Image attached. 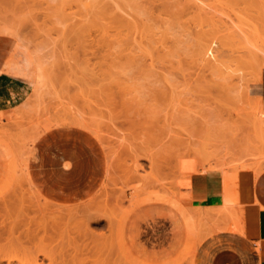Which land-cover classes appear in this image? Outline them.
<instances>
[{"label": "rangeland", "instance_id": "1", "mask_svg": "<svg viewBox=\"0 0 264 264\" xmlns=\"http://www.w3.org/2000/svg\"><path fill=\"white\" fill-rule=\"evenodd\" d=\"M193 1L0 0V73L11 76L10 63L24 55L35 70L27 93L17 89L0 110V195L8 197L0 196L3 246L9 244L7 226L18 222L13 237L29 233L18 237L30 238L24 249L34 252L36 240L47 239L37 225L48 224L43 208L49 206L78 210L74 221L87 223L86 243L112 245L115 261L120 255L132 256L133 264H189L204 241L209 258L192 264H254L228 243L229 228L217 226L227 211L205 210L190 228L171 201H183V179L203 156L223 162L227 183L241 163L264 167V71L256 75L257 62L245 57L264 45V0H200L213 12L206 20L195 17ZM114 14L132 25L114 26ZM195 22L208 32L194 34ZM231 28L245 31L240 42L227 36ZM143 29L153 32L154 51L166 45L158 57L152 52V63L148 52L140 57L136 48L105 46ZM209 36L215 58L200 62L197 45ZM68 133L91 144L81 136L49 144ZM63 159L64 167L53 170ZM18 204L35 211L23 210L22 217ZM9 210L8 218L16 210L22 216L8 224ZM22 253L8 260H24ZM8 256L1 249L0 258Z\"/></svg>", "mask_w": 264, "mask_h": 264}, {"label": "bare ground", "instance_id": "2", "mask_svg": "<svg viewBox=\"0 0 264 264\" xmlns=\"http://www.w3.org/2000/svg\"><path fill=\"white\" fill-rule=\"evenodd\" d=\"M203 2H204V0H202ZM202 1H200V0H197V1H193L192 3H193V5H194V15H195V17H199V16H201V15H203L204 16V18H202V19H204V20H206L205 18L210 14V12H209V10L207 9L206 10V8H205V6H207V8H210L208 5H205V4H207V3H205L204 5H202L203 3H202ZM209 4V3H208ZM261 7V6H260ZM89 8H91V7H89ZM95 8H97L96 6H95ZM99 8V7H98ZM211 9H212V7H211ZM210 9V10H211ZM95 11V10H94ZM105 11V10H104ZM212 12V11H211ZM101 13V12H100ZM102 13H104V12H102ZM211 14H213V12L211 13ZM211 14H210V17L212 18V16H211ZM111 18V21H112V23L114 24V26H115V21H116V23H119V24H122V25H124V24H126V26H131L132 24H131V22L128 20V18H127V20H125V18H118L117 16H115V14L112 16V17H110ZM261 18V17H260ZM208 19V18H207ZM257 19V18H256ZM201 20V19H200ZM212 20V19H211ZM129 21V22H128ZM197 21V20H196ZM213 21V20H212ZM79 22V21H78ZM203 22V21H202ZM206 22H208V21H206ZM196 23V22H195ZM213 23V22H212ZM211 23V24H212ZM215 23V22H214ZM214 23L212 24L213 26H215V27H217L218 25H214ZM78 24V23H77ZM206 24V23H205ZM233 24H235V23H233ZM203 25V24H202ZM225 25V24H224ZM228 25V24H227ZM88 26V25H87ZM89 26H91V24L89 25ZM121 26V25H120ZM229 26V25H228ZM232 26V25H231ZM240 26V25H239ZM238 26V27H239ZM74 26H72L71 28H73ZM92 27V26H91ZM90 27V28H91ZM93 27H94V25H93ZM195 28H197V31H194L193 29V31H194V34H195V32H198V31H200V28L202 29H205L206 31H207V26L205 27H200L199 28V25H198V27H197V23H196V26H194ZM219 27V26H218ZM224 28H225V26H223ZM247 28H249V27H247ZM136 29V28H135ZM219 30L221 29L220 27L218 28ZM217 28H215V30L216 31H214L215 32V34H216V32H218L217 30H218ZM223 29V28H222ZM228 29V28H227ZM238 29V31H234V29L232 30V28H231V30H229L230 32H233V33H231V34H229V31L228 30H226L225 29V31H228V33H226V34H229V35H227V36H231V38L233 37L234 39H238L239 40V42H240V39L242 38V36H241V33L243 32V33H245V31H242V29L241 28H237ZM71 30V29H70ZM196 30V29H195ZM212 30V29H211ZM75 31V30H74ZM150 31V32H149ZM242 31V32H241ZM257 31V30H256ZM84 33L86 32V31H83ZM83 32H81V33H83ZM208 32V31H207ZM209 32H211V33H209V34H213V32L212 31H209ZM224 31L222 30V34H224L223 33ZM200 33V32H199ZM206 33V32H205ZM205 33H202L201 35H205ZM219 33V32H218ZM217 33V34H218ZM254 33V32H253ZM137 35V36H133V35ZM193 34V35H194ZM207 34V33H206ZM216 34V35H217ZM201 35H199L198 37H200L201 38ZM215 35V36H216ZM219 35V34H218ZM221 35V34H220ZM244 35V34H243ZM208 36V35H207ZM224 36V35H223ZM197 37V36H196ZM214 37V36H213ZM213 37H211L210 38V36H209V39H208V37L206 38V40L204 41V43H202V44H198L197 45V56H198V59L200 60V62L202 61H204V62H212L213 61V59L215 58L214 56H213V51H212V49H211V43L213 42ZM225 37V36H224ZM219 38H222V37H220L219 36ZM227 38V37H226ZM229 38V37H228ZM244 38V37H243ZM203 39H205V36L203 37ZM230 39V38H229ZM157 40V39H156ZM195 41V40H194ZM243 42L245 41V40H242ZM154 42H155V38H153V32L151 31V30H148V29H143V30H139V31H133L129 36H126L125 38H122V39H119V40H114V41H109V42H106V45L105 46H107V47H109V49L110 48H113L114 46H124V51H126V50H131L130 48H136L137 49V51H140V53L139 52H135V53H139V54H137V55H139L140 57L142 56V54L145 56V53L147 54V52H148V54L146 55V56H148V57H150V56H152V58H150V60H151V63H152V61L154 60L153 58V55H151V54H154L155 52H157V53H155L154 54V56L156 55V54H160V52L162 51V50H164L165 48H166V45L164 46L163 44L164 43H161L160 42V40H159V43H161L160 45V48L162 49V50H160V48L159 47H155V51H154ZM197 42H198V40L195 42L196 44H197ZM157 43V42H156ZM242 43V42H241ZM152 44H153V46H152ZM262 44H264V42H262ZM163 45V46H162ZM257 45V44H256ZM255 45V46H256ZM240 46V45H239ZM149 48L150 49H152V51H150L149 50ZM158 48V49H157ZM164 48V49H163ZM261 48V49H260ZM262 48H264V45H260V46H258L257 45V49L256 48H254V50H249V51H247L248 53L245 55V57L246 58H249V60H250V58H251V60L253 59L255 62H257V65H256V75H259L262 71H264V49H262ZM139 49V50H138ZM149 51H148V50ZM256 49V50H255ZM147 50V51H146ZM157 50V51H156ZM160 51V52H159ZM133 52H134V50H133ZM152 52H154V53H152ZM240 52H241V50H240ZM243 53V52H242ZM18 54V53H17ZM141 54V55H140ZM164 54H166V52L164 53ZM158 55H156L157 57H158ZM240 55V54H239ZM20 56V55H19ZM130 57V58H129ZM128 58L131 60L132 59V61H135L136 59H133L131 56H129ZM210 57L212 58V60L210 59ZM240 56H238V58H239ZM240 59V58H239ZM137 61H139L138 59H137ZM146 61V60H145ZM149 60H147L146 62H148ZM150 62V61H149ZM149 64V65H152V64ZM249 64V63H248ZM32 64H31V60H30V58H29V56L28 55H24V56H22L19 60L17 59V61H14V62H11L10 63V65H9V68L11 69H14V73L11 75V77H13V78H16V79H19V80H22V81H25V82H29V83H33V77H34V68L31 66ZM87 71L89 72V70H88V68H87ZM87 71H85V73L87 72ZM82 74V73H81ZM89 76L91 77V75H90V73H89ZM85 81H87V80H85ZM9 147V146H8ZM9 149V148H8ZM206 151V150H205ZM207 152V151H206ZM199 156V155H198ZM200 157V156H199ZM208 159V158H207ZM207 159H206V157L205 156H203L199 161H198V167H197V169L195 170V171H193V172H191V175H190V177L189 176H187V177H185V179H183V185H182V189H183V201L182 202H179V201H171L172 202V204L174 205V207L176 208V209H178V212H179V214H180V216L183 218V220L185 221V224L188 226V227H192V225H193V223L195 222V220H196V217L198 216V217H204L203 215V211L200 209H192L191 208V206H190V203H189V189H188V186H189V182H190V180H191V178L193 177V176H220V177H222L223 178V180L224 181H228V179H226V176H225V174H224V171H223V165H222V163L223 162H221V161H218V162H213V163H209L210 161H207ZM27 159H24V161H23V163H22V169L24 170V176L26 177V179H28V178H30V177H32V174H31V172L30 171H28L27 170V167H28V165H27ZM221 162V163H220ZM260 163V162H259ZM262 164H264V162H262ZM259 164H256V165H248L247 163H241V168L242 169H251V170H254V172L256 173V174H258V173H260V172H262V171H264V167H262V166H258ZM225 167V166H224ZM228 170V169H227ZM241 170V169H240ZM236 174H237V172H236ZM236 174L234 173V177L233 176H231V177H229L230 179L233 177V179H232V182H230L229 181V183L231 184V186H232V184L234 185V179H235V177H236ZM229 179V180H230ZM30 181V180H29ZM248 181V180H247ZM226 184V183H225ZM243 184V183H242ZM227 185L228 184H226V191H227V193H229L228 192V190H229V186L227 187ZM230 186V187H231ZM235 186V185H234ZM233 187V186H232ZM23 190V189H22ZM24 191V190H23ZM226 193V194H227ZM6 194H8V193H6ZM13 195H14V193H12ZM16 194V193H15ZM22 194V193H21ZM1 195H4V194H2L1 193ZM0 195V196H1ZM5 196V195H4ZM15 196V195H14ZM228 196V195H227ZM6 197V196H5ZM10 197H11V195H10ZM15 197H17V196H15ZM191 197V196H190ZM229 197V196H228ZM6 198H8V197H6ZM5 198V199H6ZM0 199H2V197H0ZM18 199V198H17ZM27 199V198H26ZM11 200V199H10ZM3 201V200H2ZM12 202V201H11ZM4 203H5V201H4ZM230 201H229V199L227 198V197H225V200H224V205H223V207L221 208L222 210H226V208H228V206L230 205ZM6 204V203H5ZM10 204V203H9ZM21 204V203H20ZM171 204V203H170ZM11 205H12V203H11ZM14 205H16V204H14ZM14 205H12V207H14ZM24 205V204H23ZM22 205V206H23ZM28 205H29V203H28ZM2 206V205H1ZM20 205L18 204L17 206H16V209H21L20 207H19ZM26 206V205H25ZM24 206V207H25ZM36 206V205H35ZM19 207V208H18ZM31 207H32V205H31ZM31 207H29V208H31ZM37 207V206H36ZM26 208V207H25ZM25 208H22L21 209V211L23 212V214H24V211H26V212H29V213H31V212H33V211H35V209L34 208H31V212H30V209H27V210H25ZM12 209H14L15 210V208H12ZM37 209V208H36ZM207 209H209V208H207ZM206 209V210H207ZM19 210H16V211H14V215H11V217L13 216V217H15V218H17V216H18V219H20L19 218V216L21 217L22 216V213L20 214V215H18L21 211H19ZM24 210V211H23ZM39 210V209H38ZM43 210H45V211H47V219L49 220L48 221V224L46 223V224H43V225H41V226H39V225H37L36 223V225H37V229L39 230V228H40V232L42 233V231H43V233H42V235L43 234H45L46 235V237L45 238H47V239H45L44 240V238H43V236H45V235H43L41 238H43V239H40V237L38 238V235L37 234H33L34 236L36 235L37 237L36 238H38L37 240H36V238L34 237V239H33V242L36 240V242L38 243H35V244H37L36 246H35V251L33 252H27L24 248H26V245L24 244V242H26L28 239H30V238H27V239H25V240H23V239H21V240H23V242L20 240V238L21 237H18V236H21L20 235V233H22V236H24V234H25V236L24 237H26V235L27 236H29V233H27L26 234V232L24 233V232H20V233H18L19 235L16 237H13V235L14 234H16V231H18L19 230V227H16V226H12V223H13V225H14V223H16V225L17 224H19L18 222H12L13 220V218L11 219V217L10 218H8L9 216H10V214H11V211H13V210H9V212H8V214H7V212L5 211V212H3V215L5 214H7L6 215V217H7V219H10L11 221L10 222H8V224L9 223H11V225L9 226H7V228H9L7 231H6V233L10 236V237H12L11 239H9V236H8V245L7 246H3L2 244H1V241L3 240V238H2V232H4V231H0V252H1V249H3L4 248V250L6 249L7 250V253L9 252V256H8V258L6 259V258H0V264H14V260H8V259H10V258H12V256L14 255V254H18V253H21V252H23V253H25V256H24V254H23V259L24 260H21V258H20V260L21 261H23V262H21V261H18L19 259H16V257H13V259L15 258L16 259V261H18V262H16V264H115V263H117V262H119V264H133V262H131L130 261V259L129 258H131V257H129L128 259L127 258H124V257H122V256H120L119 255V257H121L120 258V261L119 260H117L116 259V261H115V248L112 246V245H93V243H92V241L91 242H89V243H86V241L88 240V239H86V238H84L85 236H87V234H88V232H87V230H88V225H87V223H84V222H75L74 220L76 219V215H77V213H79L78 212V210H76L74 213H70V211L69 210H64V209H51L49 206H45V208H43ZM2 211V210H1ZM192 211L194 212V213H192ZM227 211V210H226ZM19 212V213H18ZM43 211H41V212H37L36 211V213H40V215H42L43 213H42ZM2 213V212H1ZM13 213V212H12ZM42 213V214H41ZM237 213V212H236ZM33 214V213H32ZM31 214V215H32ZM207 214L208 215H210L208 212H207ZM3 215H1V216H3ZM9 215V216H8ZM15 215H17V216H15ZM34 215V214H33ZM24 216H27V214H24L22 217H24ZM43 216H44V214H43ZM42 216V217H43ZM33 217V216H32ZM208 217H210V216H208ZM4 218V217H3ZM26 218V217H25ZM7 219H5V220H7ZM205 219V218H204ZM203 219V220H204ZM2 220V219H1ZM4 220V221H5ZM24 219H22L21 220V222L20 223H25V222H22ZM32 220H34V218L32 219ZM37 221H38V219H37ZM47 221V220H46ZM111 220H109L108 221V223L107 224H109L110 225V222ZM199 221H201V220H199ZM0 222H2L3 223V220L2 221H0ZM6 222V221H5ZM31 222V221H30ZM44 222V221H43ZM7 223V222H6ZM5 223V224H6ZM27 223V222H26ZM39 223V222H38ZM207 222H205L204 224H206ZM35 224H33V226L35 225ZM39 224H41V223H39ZM89 224V223H88ZM106 224V225H107ZM0 225H3V224H1L0 223ZM31 224H28V227H26L25 229H28L29 230V226H30ZM109 225H108V228H110L109 227ZM24 226H26V225H24ZM39 226V227H38ZM112 227H113V225H111ZM193 226H196L195 224L193 225ZM36 227V226H35ZM107 227V226H106ZM3 228H6V227H3ZM31 229V228H30ZM36 228H35V231L37 230ZM192 229H194V228H192ZM21 230V229H20ZM37 230V231H38ZM119 230H120V228H119ZM186 230H187V228H186ZM30 231V230H29ZM36 231V232H37ZM46 231H48V232H46ZM70 232H72V235L71 236H69V234H70ZM187 232H188V230H187ZM41 233H40V235H41ZM46 233H48V235L46 234ZM30 234H32V233H30ZM116 234H118V233H116ZM92 235V234H91ZM48 236V237H47ZM79 236H83L82 238L83 239H79ZM24 237H22V238H24ZM88 237V236H87ZM89 237L90 238H92V236H90L89 235ZM94 237H95V235H94ZM4 238H5V236H4ZM95 238H97V237H95ZM86 239V240H85ZM97 239H100L101 240V238L100 237H98ZM91 240V239H90ZM96 240V239H95ZM79 241H81V242H79ZM84 241V242H83ZM95 242H97V241H95ZM101 242V241H100ZM80 243V244H79ZM92 243V244H91ZM171 243V242H170ZM26 244H30V243H27L26 242ZM5 245V244H4ZM25 245V246H24ZM90 245H91V247H90ZM2 246V247H1ZM134 246L135 247H137L136 245H135V243H134ZM28 248L30 247V245L29 246H27ZM32 247V246H31ZM90 247V248H89ZM137 249H138V247H137ZM164 249V248H163ZM28 250H30V249H28ZM125 250V249H124ZM123 250V251H124ZM257 251V250H256ZM126 252V251H125ZM192 252H194V250L192 251ZM259 251H257V253H258ZM91 253H93V255L91 254ZM10 254H12V256H10ZM122 254H126V253H122V251H121V255ZM128 255V254H127ZM3 256V255H2ZM20 256V255H19ZM129 256V255H128ZM191 256V262L189 263V264H192L193 263V253H191L190 255H189V257ZM259 256V255H258ZM260 257V256H259ZM17 258H19V257H17ZM252 258V257H251ZM258 258V257H257ZM6 259V262L5 261H3V260H5ZM253 259V263L254 264H264V257H262V255H261V260L258 262L255 258H252ZM133 261H136V260H133ZM3 262H5V263H3ZM137 262V261H136Z\"/></svg>", "mask_w": 264, "mask_h": 264}, {"label": "crops", "instance_id": "3", "mask_svg": "<svg viewBox=\"0 0 264 264\" xmlns=\"http://www.w3.org/2000/svg\"><path fill=\"white\" fill-rule=\"evenodd\" d=\"M29 84V82L0 73V110L6 108L17 89L27 93L26 88ZM71 136L81 135L75 133L60 135L49 144L67 140L68 137L71 139ZM81 137L91 144L86 137ZM65 162L66 159H63L53 170L59 171L64 167ZM34 176L36 179H41L38 172ZM95 178L93 179L95 180ZM225 183L228 184L227 187L229 186V193L226 191ZM234 185L232 184V187L220 176H193L188 186L189 203L192 209H201L202 211L207 208L216 209L218 212L227 210L222 219L215 220L218 223L217 226L229 228L225 230L229 232L226 236L228 243L237 246L244 256L255 258L259 262L261 255L264 257V171L256 174L254 170L242 169L237 172ZM90 190L84 193L82 191L76 195L77 198L87 195ZM225 197L231 203L226 210H222ZM203 243L204 241H201L196 248L193 262L201 257L205 260L209 258L208 254L204 252ZM256 250L259 252L257 253Z\"/></svg>", "mask_w": 264, "mask_h": 264}]
</instances>
